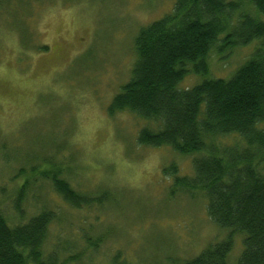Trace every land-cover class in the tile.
Returning a JSON list of instances; mask_svg holds the SVG:
<instances>
[{"label":"rangeland","instance_id":"374dc122","mask_svg":"<svg viewBox=\"0 0 264 264\" xmlns=\"http://www.w3.org/2000/svg\"><path fill=\"white\" fill-rule=\"evenodd\" d=\"M172 6L173 0H0V212L13 221L18 188L28 178L20 207L25 219L42 209L54 213L44 249L60 259L174 264L225 237L200 196L170 192L173 176L163 170L174 163L178 175L191 174V158L141 146L137 135L147 122L128 111L107 112L130 76L138 29ZM248 52L222 58L212 51L211 73L229 76ZM197 79L188 76L183 86ZM53 165L76 191L100 200L71 207L30 170ZM241 246L236 235L227 264L236 263Z\"/></svg>","mask_w":264,"mask_h":264},{"label":"trees","instance_id":"16d2710c","mask_svg":"<svg viewBox=\"0 0 264 264\" xmlns=\"http://www.w3.org/2000/svg\"><path fill=\"white\" fill-rule=\"evenodd\" d=\"M246 47L229 76L211 73L212 51L223 58ZM133 50L130 76L108 114L128 111L146 121L141 146L190 157L191 174L178 175L174 163L163 170L173 176L170 192L200 196L209 220L226 229L223 239L174 264H227L236 235L242 246L235 264H264V0H173L170 11L138 29ZM188 76L198 79L183 86ZM30 170L71 207L100 200L76 191L62 167ZM27 181L18 188L13 221L0 212V264H74L44 249L53 212L25 219Z\"/></svg>","mask_w":264,"mask_h":264}]
</instances>
